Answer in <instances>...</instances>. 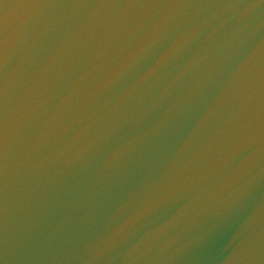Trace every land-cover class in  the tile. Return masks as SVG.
I'll list each match as a JSON object with an SVG mask.
<instances>
[{"label":"water","instance_id":"water-1","mask_svg":"<svg viewBox=\"0 0 264 264\" xmlns=\"http://www.w3.org/2000/svg\"><path fill=\"white\" fill-rule=\"evenodd\" d=\"M0 264H264V0H0Z\"/></svg>","mask_w":264,"mask_h":264}]
</instances>
